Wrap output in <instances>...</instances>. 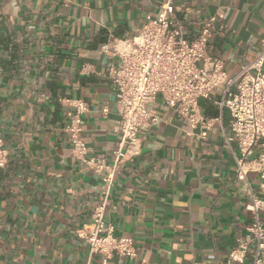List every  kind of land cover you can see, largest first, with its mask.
<instances>
[{"label": "crops", "instance_id": "crops-1", "mask_svg": "<svg viewBox=\"0 0 264 264\" xmlns=\"http://www.w3.org/2000/svg\"><path fill=\"white\" fill-rule=\"evenodd\" d=\"M166 0H0V133L8 150L0 169V264H100L78 232L88 229L101 201L100 177L70 151L64 99L80 98L81 139L90 156L110 163L119 120L110 68L119 59L100 52L134 37L146 15ZM187 37L214 19L208 54L229 77L259 54L264 0H171ZM218 89L199 100L201 114L218 116ZM157 117L139 132L141 153L115 175L105 208L114 234L131 237L132 259L108 264H215L244 240L251 215L247 188L217 123L199 135L156 98ZM228 114H223L225 127ZM252 192L258 175L247 174Z\"/></svg>", "mask_w": 264, "mask_h": 264}, {"label": "built area", "instance_id": "built-area-1", "mask_svg": "<svg viewBox=\"0 0 264 264\" xmlns=\"http://www.w3.org/2000/svg\"><path fill=\"white\" fill-rule=\"evenodd\" d=\"M175 12L171 0H166L157 16L144 17L134 37L100 47V52L111 50L119 59L109 70L119 116L115 126L119 141L110 163L90 156L89 147L81 139L87 104L80 98L62 101L67 107L64 131L71 154L101 182L102 199L93 208L87 231H79L78 238L87 244L89 258L98 256L100 264H108L114 256L136 257L133 239L114 234L113 224L105 220V208L116 173L141 153L139 132L157 120L148 105L158 97L173 116L187 123L190 136L199 129L204 137L214 123L218 124L223 146L234 160L236 180L247 188L245 210L251 215L247 235L236 241L224 261L215 264H264V40L255 59L229 77L223 63L207 51L215 30L214 19L204 20L192 38L185 35ZM2 19L0 11V23ZM216 89L218 116L208 119L200 112L199 100L210 99ZM225 112L229 117L227 127L223 123ZM7 161L8 150L0 133V169ZM250 172L258 175V195L248 181Z\"/></svg>", "mask_w": 264, "mask_h": 264}, {"label": "rangeland", "instance_id": "rangeland-1", "mask_svg": "<svg viewBox=\"0 0 264 264\" xmlns=\"http://www.w3.org/2000/svg\"><path fill=\"white\" fill-rule=\"evenodd\" d=\"M254 153L256 154V153H257V151H254Z\"/></svg>", "mask_w": 264, "mask_h": 264}]
</instances>
